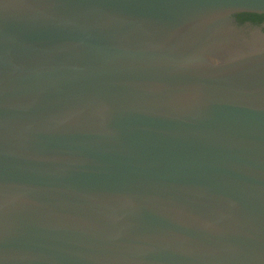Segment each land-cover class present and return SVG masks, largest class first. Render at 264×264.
Instances as JSON below:
<instances>
[{"label":"water","instance_id":"obj_1","mask_svg":"<svg viewBox=\"0 0 264 264\" xmlns=\"http://www.w3.org/2000/svg\"><path fill=\"white\" fill-rule=\"evenodd\" d=\"M264 0H0V264H264Z\"/></svg>","mask_w":264,"mask_h":264},{"label":"flooded vegetation","instance_id":"obj_2","mask_svg":"<svg viewBox=\"0 0 264 264\" xmlns=\"http://www.w3.org/2000/svg\"><path fill=\"white\" fill-rule=\"evenodd\" d=\"M236 20L240 24H254L264 28V13L258 12H238L235 15Z\"/></svg>","mask_w":264,"mask_h":264}]
</instances>
